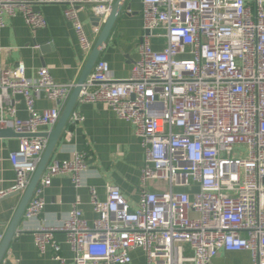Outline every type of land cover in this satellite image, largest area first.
I'll list each match as a JSON object with an SVG mask.
<instances>
[{"label":"built area","instance_id":"obj_1","mask_svg":"<svg viewBox=\"0 0 264 264\" xmlns=\"http://www.w3.org/2000/svg\"><path fill=\"white\" fill-rule=\"evenodd\" d=\"M116 1L0 0V29L4 18L21 16L36 32L47 25L37 5H65L88 60L94 44L79 11L89 6L100 19L99 36ZM142 3L140 59L130 76L116 79L100 58L78 98L104 103L134 126L145 154L139 205L133 208L117 186L107 187L106 201L90 188L96 220L84 219L77 196L61 225L33 232L35 245L41 254L52 249L57 264H66L57 233L66 235L74 264H130L139 249L147 264H215L221 250L246 251L253 264H264V0ZM155 38L165 40L161 50ZM26 72L21 62L10 69L0 64V129L36 134L54 128L62 114L59 106L37 111L36 101L44 96L63 107L78 84H57L47 68L34 78ZM21 102L26 119L18 116ZM83 121L73 111L68 123ZM47 144L20 139L10 155L15 184L0 199L27 191ZM87 158L79 153L47 166L23 218L42 217L44 190L55 177L68 175L82 188Z\"/></svg>","mask_w":264,"mask_h":264},{"label":"crops","instance_id":"obj_2","mask_svg":"<svg viewBox=\"0 0 264 264\" xmlns=\"http://www.w3.org/2000/svg\"><path fill=\"white\" fill-rule=\"evenodd\" d=\"M35 9L47 22L45 28L36 32L28 28L21 16L4 18L5 26L0 29V64L10 69L20 62L24 63L28 78H34L39 69L47 68L57 84H78L88 60L84 57L72 23L65 17L66 6L46 4L37 5ZM142 9V0H127L101 53L100 58L109 64L116 79L128 78L135 62L140 59ZM79 14L86 34L95 46L100 35L97 36L94 32L96 24L91 8L87 6L80 9ZM153 42L154 49L161 50L165 40L155 38ZM35 45L40 48L33 49ZM66 104L62 107L41 96L36 101V109L43 111L59 106L63 113ZM74 111L79 112L84 121L75 127L67 123L47 166L56 160H71L76 154L87 153L83 187L76 189L68 175L55 177L51 186L44 190L46 206L42 217L28 221L23 218L3 264H57L52 249L48 248L44 254L38 251L33 232L44 224L61 225L73 209L77 196L82 202L80 208L84 219L92 224L97 214L91 205L90 188L96 190L101 201H106L107 187L117 186L133 208L139 205L141 169L145 154L135 135L134 126L118 118L104 103L77 101ZM18 116L21 119L28 117L24 102L18 105ZM56 126L42 128L39 133H50ZM68 131L72 132L70 136ZM44 139L49 144V139ZM19 145L18 138L0 139V192L10 191L15 184L16 176L10 155L18 150ZM159 186V183H152L154 190ZM23 195L10 194L0 199V235L5 237ZM55 240L66 264H74V256L66 235L57 233ZM131 257L130 264H147L145 254L140 249L133 251ZM215 264L253 262L249 252L221 250Z\"/></svg>","mask_w":264,"mask_h":264},{"label":"water","instance_id":"obj_3","mask_svg":"<svg viewBox=\"0 0 264 264\" xmlns=\"http://www.w3.org/2000/svg\"><path fill=\"white\" fill-rule=\"evenodd\" d=\"M127 0H117L115 4L112 7L111 15L107 21V23L104 25L102 32L93 48V51L87 61V64L85 66V69L82 73V76L78 82V86L73 91L71 98L69 99L68 103L65 106V109L61 115V118L56 126V128L51 131L50 133H36V134H17L12 129H6V130H0V139L4 138H48L49 144L45 150V153L43 154L42 160L38 166V169L36 173L34 174L31 183L27 189V191L24 193L22 197V201L15 213V216L13 218V221L11 222L6 235L0 244V264H3L4 259L7 255V252L11 246V243L17 234V231L19 230V226L21 225L23 221L24 212L34 194V191L36 187L38 186L43 173L45 172V169L50 161V158L55 151L57 144L59 143V140L61 139V136L64 132V129L66 128V125L69 121V118L74 111L77 101L80 95V92L82 90V86L87 82V79L96 64V62L100 59L101 53L103 49L105 48L107 41L109 39V36L113 30V27L122 12L125 3ZM94 23L96 26L99 24L100 19L94 18Z\"/></svg>","mask_w":264,"mask_h":264}]
</instances>
